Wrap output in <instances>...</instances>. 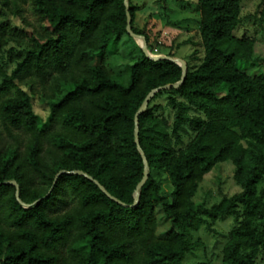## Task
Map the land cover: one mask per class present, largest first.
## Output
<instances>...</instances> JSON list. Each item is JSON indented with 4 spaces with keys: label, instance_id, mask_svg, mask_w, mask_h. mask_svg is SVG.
Masks as SVG:
<instances>
[{
    "label": "trees",
    "instance_id": "obj_1",
    "mask_svg": "<svg viewBox=\"0 0 264 264\" xmlns=\"http://www.w3.org/2000/svg\"><path fill=\"white\" fill-rule=\"evenodd\" d=\"M26 3L38 23L24 19ZM197 3L203 55L186 60L181 85L158 91L138 119L149 173L133 206L146 169L136 114L183 68L143 49L127 84L107 68L111 41L132 36L128 12L154 50L135 25L134 0L129 10L125 0H0V125L13 138L0 141V264H213L185 261L199 211L234 219L221 264H262L264 71L248 64L255 39L234 33L242 0ZM226 160L241 190L196 209L204 176ZM75 170L87 175L60 174ZM158 209L171 223L161 237Z\"/></svg>",
    "mask_w": 264,
    "mask_h": 264
},
{
    "label": "rangeland",
    "instance_id": "obj_2",
    "mask_svg": "<svg viewBox=\"0 0 264 264\" xmlns=\"http://www.w3.org/2000/svg\"><path fill=\"white\" fill-rule=\"evenodd\" d=\"M134 2L137 5L135 25L150 34L154 48L152 54L174 52V57L185 61L190 60L196 52L199 56L203 55L197 0H134ZM263 4L264 0H242L241 22L234 33L255 39L253 59L248 64L264 71V17L261 13ZM24 7V19L38 23L30 5L26 3ZM11 21L14 25L21 24L17 19L12 18ZM142 46L143 40L134 36L124 35L120 40H112L109 53L105 56V65L127 84L130 80L128 64L141 53ZM92 57L95 63L99 62V53L93 54ZM43 91L38 85L33 101L36 111L45 119L49 113V105L41 98ZM0 141L2 143L13 141L2 125H0ZM234 172V164L226 160L218 163L207 173L194 196L195 208L211 207L224 196L238 193L241 187L234 178ZM163 188L169 190V183L165 181ZM198 217L202 225L200 230L194 233V247L186 255L185 261L195 262L206 259L213 264H221L223 246L229 230L234 225V219L220 217L217 221H212L202 211H199ZM157 219V235L161 237L170 228L171 223L161 209L157 210ZM259 259L264 264V255Z\"/></svg>",
    "mask_w": 264,
    "mask_h": 264
},
{
    "label": "water",
    "instance_id": "obj_3",
    "mask_svg": "<svg viewBox=\"0 0 264 264\" xmlns=\"http://www.w3.org/2000/svg\"><path fill=\"white\" fill-rule=\"evenodd\" d=\"M126 2V5H127V9L129 10V0H125ZM128 31L129 33L136 37V38H140L143 40V46H142V49L144 51V53L149 56L150 58H153L155 60H158V59H169V60H172L174 62H176L177 64H179L183 70H184V74H183V77L182 79L177 82V83H174V84H166V85H162V86H159L157 88H154L150 93L149 95L147 96L146 100L144 101V103L142 104L141 108L139 109V111L137 112L136 114V142H137V145H138V148L140 149L143 157H144V161H145V164H146V169H145V173H144V177L143 179L141 180V182L139 183L137 189H136V199H135V203L133 204V206H136L138 205L139 201H140V189L142 188V186L144 185V183L146 182L147 178H148V173H149V169H148V166H147V158L145 156V153L141 147V144H140V139H139V125H138V119H139V116L141 113H143L147 107H148V104L150 102V100L152 99V97L160 90L162 89H169V88H172V87H179L181 85V83L183 82L185 76H186V71H187V62L184 60V59H181V58H177V57H174V56H171V55H167V54H159V55H154L151 53L149 47H148V43H147V40H146V37L145 35L143 34H139V33H136L133 31V28H132V17H131V14L130 12H128ZM62 173H78V174H85L83 171L81 170H75V171H62L60 174ZM87 175V174H85ZM88 177L92 178L91 176L88 175ZM11 183H14V184H17V182L15 181H12ZM96 183L101 187L102 190H104L110 197H112L113 199L119 201L120 203L124 204L122 201H120L119 199H117L116 197H114L113 195H111L110 193H108L106 191V189L104 188L103 185H101L98 181H96ZM18 197H19V192L17 193Z\"/></svg>",
    "mask_w": 264,
    "mask_h": 264
}]
</instances>
